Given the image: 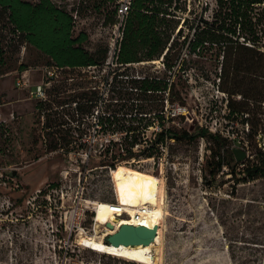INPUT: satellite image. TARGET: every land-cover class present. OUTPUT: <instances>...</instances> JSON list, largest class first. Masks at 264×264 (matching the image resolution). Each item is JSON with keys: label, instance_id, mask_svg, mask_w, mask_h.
Segmentation results:
<instances>
[{"label": "rangeland", "instance_id": "obj_1", "mask_svg": "<svg viewBox=\"0 0 264 264\" xmlns=\"http://www.w3.org/2000/svg\"><path fill=\"white\" fill-rule=\"evenodd\" d=\"M53 1L73 15L74 36L81 31L87 34L86 50L94 52L107 47L109 51L117 36L116 29L107 23L110 10L95 14L86 10L80 0ZM199 1L203 5L195 2L191 8L187 4L194 14L204 3L209 4V9L212 7L211 0ZM80 11L82 14L77 15ZM186 33L184 29L183 34ZM16 37L9 33V28L4 29L3 15L0 264H108L103 257L109 256L77 246L80 237L85 236L83 233L69 232L63 225L71 208L80 202L85 211L81 225L90 230L85 237L100 238L111 227L106 224L93 227L94 232L90 229L95 206L115 201L128 205L136 181L152 185L156 200L163 203L162 219L157 226L159 244L152 248L161 255L158 264H264V178L241 181L242 176H231L227 166L222 165L221 172L216 170L218 155L224 163L232 164L233 148L240 152L237 156L244 152L246 159L253 157V143L249 138L247 141V127L241 124V119L252 123L259 148H264V103L241 102L237 107L247 114L228 120L226 96L216 87L219 63L215 57L193 56L188 85L182 89L185 106L172 110L185 118L176 119L171 125L165 120L163 124L187 128L193 119L210 133H219L220 143L207 138L191 144L169 142L156 160L121 162L111 169L101 166L100 154L110 140L118 141L119 134L97 133L101 101L114 102L120 86H127L124 82L128 78L145 74L162 78L161 59L132 65L123 71L111 64L109 54L104 65L58 70ZM186 46L187 43L181 50L184 59ZM23 65L25 70L20 71ZM47 71L54 74L49 87L61 83H56L54 92L48 93L42 106H37L38 101L30 100L15 88L14 80L25 73L31 84L46 82ZM82 92L86 93L85 99L91 97L93 102L89 112L83 108V113H76L74 102L78 98L81 104L87 103L79 97ZM235 99L238 101L240 97ZM153 103L157 107L153 113L162 110L166 118L170 107L159 94ZM153 113L146 119L150 120ZM160 128L153 121L146 136L152 139V132ZM143 146L136 147V151ZM89 147L92 150L84 157ZM66 250L69 254L65 256Z\"/></svg>", "mask_w": 264, "mask_h": 264}, {"label": "trees", "instance_id": "obj_2", "mask_svg": "<svg viewBox=\"0 0 264 264\" xmlns=\"http://www.w3.org/2000/svg\"><path fill=\"white\" fill-rule=\"evenodd\" d=\"M211 1L210 9L209 4L204 3V7L194 14V9H188L187 4L191 8L195 2L203 5L199 0H126L127 10L120 15L122 1L80 0L86 10L95 14L111 12L107 23L116 26L120 34L111 64L125 71L129 66L161 59L164 68L162 78L149 74L128 78L124 82L127 86H120L114 102H111L113 99H102L97 133H117L119 138L115 142L110 140L101 152V166L113 169L121 162L156 160L169 142L191 144L207 138L220 143L219 133H210L193 119L187 128L164 127L163 124L165 120L171 125L176 119L185 118L172 110L185 106L186 96L182 89L188 85L193 56L215 57L218 61L216 87L226 96L228 120L247 114L238 109L241 102L264 103V0ZM76 14L81 15L82 11ZM3 15L4 29L9 28V33L17 36L19 42L46 57L47 65L58 70L94 68L106 64L109 59L107 47H99L94 52L85 49L87 34L81 31L74 36L73 15L53 0H0V19ZM184 29L187 30L185 35ZM186 43L187 58L184 59L181 50ZM1 56L0 41V63ZM23 70L24 65L20 67V71ZM56 83L46 89V97L54 92ZM157 94L170 107L166 118L162 110L153 113L157 110L153 105ZM237 96L240 97L238 101ZM79 97L85 99L86 93H80ZM45 101L38 102L37 106H42ZM85 102L81 104L79 98L74 102L76 113H81L83 108L86 113L90 111L93 100L90 97ZM152 113V118L146 119ZM153 121L161 128L152 132V139H149L146 132ZM241 124L247 127V141L249 138L253 143L252 159H246L242 152L243 158L237 161L239 151L233 148L232 164L224 163L218 155L216 170L221 172L222 165L227 166L231 176H242L241 181L264 178V148H259L255 139L257 130L246 118L241 119ZM141 145L145 146L137 152L136 147ZM88 150L91 152L92 148L85 151ZM68 254L66 250L65 256ZM103 258L108 264H134Z\"/></svg>", "mask_w": 264, "mask_h": 264}, {"label": "bare ground", "instance_id": "obj_3", "mask_svg": "<svg viewBox=\"0 0 264 264\" xmlns=\"http://www.w3.org/2000/svg\"><path fill=\"white\" fill-rule=\"evenodd\" d=\"M155 197V189L152 185L136 181L129 193L128 205L119 203L122 207V216L120 214L114 215L110 211L109 207L111 204H97L94 209V229L106 224H109L111 228L109 230L107 229L100 238L95 236L88 238L80 237L79 245L91 252L119 258L136 264H158L161 261V255H158L157 252L152 250V248L154 249V247H157L159 244L158 229L153 242L147 246L115 248L103 242V237L113 234L124 224L147 228L158 226L163 214L160 205H163V203L157 201ZM142 208H144V212H141Z\"/></svg>", "mask_w": 264, "mask_h": 264}, {"label": "built area", "instance_id": "obj_4", "mask_svg": "<svg viewBox=\"0 0 264 264\" xmlns=\"http://www.w3.org/2000/svg\"><path fill=\"white\" fill-rule=\"evenodd\" d=\"M126 0L122 1V4L120 6L119 9V14L123 15L126 10H127V6H126ZM116 29L117 32V36L113 41V44L110 48V54H111V58L114 55V51H115V46H116V42L120 36L117 27H114ZM110 58V57H109ZM46 82L41 81L38 84H31L29 82V80L27 79L25 73L20 74L15 80H14V86L16 89L23 91L27 97L30 100H34V101H45L46 100V89L49 87L50 81L53 80L54 74L51 71H47L46 72ZM89 150L85 151L83 153L84 157H87L89 155ZM83 190V189H82ZM110 211L114 214V215H121L122 214V207L119 205V203H117L115 201V203H112L110 205ZM94 209V207H93ZM92 209V211H93ZM141 212H144V208L141 209ZM85 215V211L84 209L81 207L80 202H78L74 207L71 208V210L69 211L68 215H67V222H65L64 229L70 231H79L80 233H83L86 236V233H88L90 230L87 228H85L84 226H82V221ZM92 219V224L90 229H92L93 231V227L95 225V214L94 216L91 218ZM136 226V225H134ZM84 236V237H85ZM88 238V237H85ZM77 246H81L79 245V241L77 243ZM83 247V246H81ZM84 248V247H83Z\"/></svg>", "mask_w": 264, "mask_h": 264}, {"label": "water", "instance_id": "obj_5", "mask_svg": "<svg viewBox=\"0 0 264 264\" xmlns=\"http://www.w3.org/2000/svg\"><path fill=\"white\" fill-rule=\"evenodd\" d=\"M244 154L236 156V160L240 161ZM157 226L152 228L134 226V225H121L117 231L104 238L106 245L112 247H135V246H147L150 245L157 233Z\"/></svg>", "mask_w": 264, "mask_h": 264}]
</instances>
